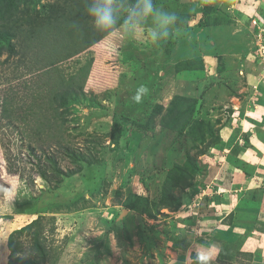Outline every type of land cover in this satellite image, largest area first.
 <instances>
[{"label":"rangeland","instance_id":"374dc122","mask_svg":"<svg viewBox=\"0 0 264 264\" xmlns=\"http://www.w3.org/2000/svg\"><path fill=\"white\" fill-rule=\"evenodd\" d=\"M33 2L20 0L13 21L23 23L19 18ZM122 2L131 6L135 0ZM154 2L177 16L166 39L153 44L126 37L118 25L59 64L61 79L82 87L85 96L70 116L78 122L68 127L60 125L51 102L44 105L40 134L18 114L31 101L29 84L43 77L49 86L57 78L26 69L35 65L36 52L48 54L41 46L48 28L38 26L42 34L26 36L33 25L21 24L20 54L0 56V264H196L194 249L210 243L219 248L213 264H264V0ZM151 27V21L144 25L145 37ZM25 51L30 58L22 63ZM141 86L147 93L136 103L132 97ZM5 99L15 105L9 116L2 113ZM115 129L121 132L116 145L107 134ZM52 136L101 161L56 187L47 184L38 172V163L48 165L39 160L41 148L57 154L64 171L77 166L47 139ZM103 147L105 156L97 152ZM187 154L202 170L185 195L175 190L184 195L179 211L162 207L155 213L150 205L156 215L150 216L129 208L132 202L140 207L139 196L158 202L161 169L185 164ZM251 197L258 205L245 202ZM35 219L39 223L18 233ZM172 236L189 241V248L177 250Z\"/></svg>","mask_w":264,"mask_h":264},{"label":"trees","instance_id":"16d2710c","mask_svg":"<svg viewBox=\"0 0 264 264\" xmlns=\"http://www.w3.org/2000/svg\"><path fill=\"white\" fill-rule=\"evenodd\" d=\"M21 1L23 2V0ZM35 1V3L33 2L31 12L29 13V9H26L28 15L19 18V21H23V23L19 22L20 24H17L13 19L17 13L20 12V0H0V56L5 52L8 54L7 58L20 54L16 39L20 37L19 29L22 26L21 24L27 23L33 25L31 31H28L26 36H31L32 33L36 35L42 34L39 32L40 30H35L38 26L48 28V33L44 34L45 40L48 41L47 45L44 43L41 45L47 50L48 54L42 56L43 54L41 51L37 50L38 52L35 53V65L32 64L33 66L31 65L26 69L29 73L35 70L38 71L39 74H41L40 70H43V76L46 77V79L52 78L53 76H57V78H54V83H49L50 87L48 86V81L44 80L43 77L41 81L38 80L34 82V85L30 86L29 84V88L31 87V94L33 93L31 101L29 104L26 103L20 106V110L18 111L20 120L24 122H30L29 120L33 121L34 127H32V130L36 134H40L48 112V108H45L44 105H46V103L49 104L48 102H51V105H53L51 107L56 112V118L58 122L60 121L59 123L62 127H68L71 121L75 123L78 122L77 117H72L70 119V116L78 111L75 107L76 104H79L82 99L85 98L84 92L82 87H79L80 89L77 90L75 86L66 84L64 79H61L63 77V70L60 69L59 64L89 50L92 45L97 42V34L102 33L93 28L91 19L87 15L88 2L84 3L82 0H79L76 1L74 5L70 3L71 6H58L55 3L44 4L41 3V0ZM40 3L41 5L38 8L36 4ZM64 32L66 33L64 34ZM44 38H41L40 41H45L43 40ZM23 40L29 43V38L23 37ZM22 55H24L25 58L22 63H26L30 58L27 56L29 52L25 51ZM202 60L200 59V61ZM1 107L3 110L2 113L5 116H9L15 111V105L9 102L8 99L2 102ZM192 110L193 108H191L190 111ZM191 117L192 114L184 119L182 129L180 130V136H183L186 128L190 125L192 120ZM74 129L77 128L74 126ZM107 134L111 136V140L115 145L119 144L118 137L121 134L120 129H115V131H110ZM48 138L52 143H56L58 148L62 147L65 154L64 156L77 166L72 170L67 169L68 171L65 170V172L59 165L57 154L49 152L46 147L41 148L43 154L40 156L39 160H41L42 157L46 158L48 165L45 166L42 165L41 162L38 163V172L47 184L54 182V186L56 187L62 182L65 176L70 177L76 174L78 171L82 170L86 164L94 165L101 161L96 154H86L81 149L65 144L59 137L55 138L52 136L47 137V139ZM30 150L31 153H36L33 147H30ZM106 150V147H103L97 152L103 155ZM35 156L37 157V154ZM47 169L54 170L55 173H48ZM201 170L202 168L198 160L194 159L190 154H187L185 164L174 162L171 166L161 169L163 180L159 183L160 198L158 202L152 203L149 197H144L142 199V197L139 196L138 201L140 207H138L137 202H132L129 203V208L138 209L139 212L150 216H156L149 209L150 205H152L155 213L156 211L159 212L162 207L169 208L170 211H179L183 207V196L189 188H193L196 185L195 178L197 173H200ZM177 189L181 193H184V195L177 194L175 192ZM207 199V196H205L203 200L206 201ZM245 202L257 205L259 203L254 197H251L250 200ZM245 204L247 206V203ZM37 223H39L37 219L33 220L26 227L18 229V233H22L25 229L32 228V226ZM38 232L41 233V231ZM38 232L35 233V236L39 234ZM171 241L173 247L177 250L186 251L190 246L186 244L190 243L189 241H183L179 236H172ZM8 243L12 253L17 250V247L13 245V233L9 237ZM36 247L41 251V255L44 259L45 250L43 244L37 242ZM38 262L39 261H29L30 264H38Z\"/></svg>","mask_w":264,"mask_h":264},{"label":"clouds","instance_id":"9594fccd","mask_svg":"<svg viewBox=\"0 0 264 264\" xmlns=\"http://www.w3.org/2000/svg\"><path fill=\"white\" fill-rule=\"evenodd\" d=\"M123 16L121 23V13ZM87 15L91 19L93 28L101 33H111L120 26L121 32L126 37L145 38L155 44L169 36L176 22L177 16L174 12L159 8L154 0H135L128 6L122 0H88ZM151 21L152 27L144 36V25ZM147 89L141 86L132 99L140 103ZM196 264H213L219 255V248L215 243L201 244L194 249Z\"/></svg>","mask_w":264,"mask_h":264},{"label":"crops","instance_id":"0c3cea01","mask_svg":"<svg viewBox=\"0 0 264 264\" xmlns=\"http://www.w3.org/2000/svg\"><path fill=\"white\" fill-rule=\"evenodd\" d=\"M215 240L217 241V243H219V241H220V240H218V239H215Z\"/></svg>","mask_w":264,"mask_h":264}]
</instances>
